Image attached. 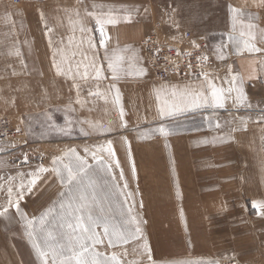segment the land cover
<instances>
[{
	"label": "rangeland",
	"instance_id": "1",
	"mask_svg": "<svg viewBox=\"0 0 264 264\" xmlns=\"http://www.w3.org/2000/svg\"><path fill=\"white\" fill-rule=\"evenodd\" d=\"M39 5L33 0H0V119L6 118L12 126L8 140L0 141V211L8 207L9 188L12 189L11 198L15 199L21 182L27 185L38 177L32 192L26 193L20 201L29 218L39 217L52 206L59 211L61 203L67 205L79 191H84L89 196L94 195L97 203L106 208L111 222L119 223L123 219L121 213H126L128 207L123 193L132 192L137 201L133 214L138 213L139 218L146 221L140 225L141 239L112 248L107 245L105 237V243L97 245V250L107 255L115 252L122 264H175L159 262L153 254V235L162 237L163 232L169 229L163 226L165 222L160 223L159 218L161 214L162 218H169L170 213L158 210V202H166L170 190L177 192L183 186L180 185L183 180L179 178L185 174H239L241 188H252L257 195L263 192L264 122L255 121V124L244 126L249 128L251 125L250 130H242L241 127V137L257 139L255 145L187 148L185 140L189 145L191 135L206 128L207 118L202 113L161 118L158 108L141 88L144 82L137 80L135 74H125L132 71L129 66H122L124 71L116 81L112 80L111 71L99 59L95 63L104 68L101 80H95L92 72H89L87 81L81 80L79 75L72 80L57 74L56 68L50 66L45 68L44 74L39 68H31V74H27V64L35 62L41 67L42 62L50 63L37 56L31 41L43 21L40 13L45 9ZM156 24L162 25L153 20L151 30L144 37ZM161 28L170 34L164 26ZM260 31L263 33V27ZM183 32L188 31L180 33ZM192 35L196 40L206 42L205 38ZM16 52L20 55H15ZM72 57L78 62L77 52ZM62 68L66 70L68 67ZM71 68L75 70L76 67ZM145 79L151 84H163L154 78L152 72ZM113 83L115 88L110 89ZM77 84L80 85L79 92ZM115 89H119V103L115 99ZM90 91L102 95L91 96ZM121 107L123 117L120 116ZM249 119L253 123V118ZM121 120L127 127L121 124ZM161 123L172 130L168 137L154 131ZM258 129L260 134L256 133ZM108 140L112 141L115 156L120 161L119 168L106 151L99 152V146L107 147ZM86 148L97 151L98 156L103 155L105 162L112 165L119 189L102 168L96 167L90 152L85 153ZM70 149H75L93 166L79 185L61 183L60 176L51 171L52 161L57 158H62L64 164L75 160L69 153ZM132 162L135 176L132 174ZM41 168L48 171L40 172ZM121 169L123 178L119 176ZM200 177L205 180L204 175ZM124 180L128 182L127 189L123 188ZM61 192L66 194L61 197ZM259 214L256 212L254 215ZM261 215L262 218L256 217L255 227L264 230V214ZM49 227L56 235V243L67 240V235H64L67 229L59 228L55 221ZM30 230L14 208H9L5 218H0V264H40L28 237ZM35 231L39 235L34 238L43 240L44 235L38 225ZM97 232H103L102 226L97 228ZM261 237L264 241V235ZM145 244L148 245L147 250ZM234 259L241 264H264Z\"/></svg>",
	"mask_w": 264,
	"mask_h": 264
},
{
	"label": "crops",
	"instance_id": "2",
	"mask_svg": "<svg viewBox=\"0 0 264 264\" xmlns=\"http://www.w3.org/2000/svg\"><path fill=\"white\" fill-rule=\"evenodd\" d=\"M33 1L45 10L39 32L33 33L31 37L32 46L40 59L50 63L42 62L41 67L36 66L35 62L27 64V74H31V68H39L44 74L49 66L54 67L52 52L56 53V63L61 64V67H76L77 63L83 67L93 59H99L107 66V57L115 60L118 55L124 57L122 66H129L132 50L139 57L136 67H144L150 74L143 40L151 30L153 20L158 21L170 34L188 31L205 38L213 54L214 70L207 81L189 84H151L146 81V75H135L137 80L144 82L141 88L154 106H163L162 100L170 99L169 94L173 89L182 91L188 86L193 91H204L210 95L209 81L227 89L230 86L228 82L233 77L237 78L231 84L233 91L225 93L224 108L206 107L183 114L197 116L202 113L208 122L206 128L191 135L189 145L185 140V147L256 144L257 139L243 138L240 131L241 127L242 130H250L251 125H248L249 128L244 127L247 124L264 122L260 120L264 111V51L250 52L244 47L250 31L257 37L253 41L256 47L264 49V40L260 38L262 27L264 33L262 0ZM233 8L240 10L235 27ZM76 11H79V16L75 14ZM130 12L131 21L128 22L124 17ZM87 13L95 15L88 16ZM109 16L119 18L120 22L104 25L107 37L105 47L100 44V29L96 19H107ZM248 23H252L254 28L249 30ZM81 26L88 31L81 32ZM48 29L52 31L49 33ZM69 40L72 42L69 43ZM89 41L95 45L94 48L89 46ZM75 52L78 62L72 57ZM221 53L224 58H221ZM89 72H92L90 68ZM237 86L242 87L246 94L243 105L235 99ZM154 89L163 92L161 100L156 99ZM249 118H253V123L249 122ZM221 136L223 140L219 139ZM201 175H204L205 180L201 179ZM208 175L185 174L179 178L183 180L180 183L183 186L177 192L175 189L170 190L166 202H158V210H167L170 217L162 218L163 214L160 215V223L165 222L163 226L169 229L163 232L162 237L160 234L153 235L154 256L159 262L175 264H208L228 258L264 262V241L261 237L264 230L255 227L256 217L262 218L261 214H264V206H253L264 205V191L257 195L252 188H241L239 174ZM254 212L261 214L254 215Z\"/></svg>",
	"mask_w": 264,
	"mask_h": 264
},
{
	"label": "snow or ice",
	"instance_id": "3",
	"mask_svg": "<svg viewBox=\"0 0 264 264\" xmlns=\"http://www.w3.org/2000/svg\"><path fill=\"white\" fill-rule=\"evenodd\" d=\"M264 2V0H262ZM135 11H139L136 9ZM234 13V27L236 16L240 14V10L233 8ZM77 16L80 15L79 11L75 13ZM41 18H44L43 12L40 13ZM88 16L95 15L94 13H87ZM128 22L131 21V12L129 15L124 17ZM120 22V19L114 16H109L107 19H101L97 17L96 24L100 29V44L106 47V34L104 32V25L111 24L116 25ZM47 27V25H45ZM247 28L249 30L254 28L252 23H248ZM49 33L52 31L48 29ZM81 32L88 31L85 27H80ZM243 35V33H242ZM256 36L252 35L249 31V39L244 41V47L250 52H260L264 49L256 47L253 41L256 40ZM260 38L264 40V33H260ZM231 40V37H229ZM72 41L69 40V43ZM49 43L51 44V38H49ZM90 47H95L89 41ZM151 51V49H149ZM15 55L19 56L20 53L16 52ZM221 58H224L221 53ZM107 69L112 73V80L116 81L120 78V73L124 71L122 67V62L124 60L123 56H116L115 60L112 57H107ZM138 54L135 50H132L131 56L129 58V67L132 71L125 72L126 75H147V69L144 67H136L138 62ZM206 59V58H205ZM63 62V61H62ZM53 65L56 68L57 74L68 76L69 79L75 80L77 75H79L81 80L87 81L89 79V68H91L92 73H94L95 80L103 79L102 73L104 71L103 66L95 63V60L83 65V71H81L80 63H77L75 70L68 67L66 70L61 67V64L56 63V53L53 54ZM191 67V65H189ZM207 79V77H206ZM236 77L230 80L229 87L223 89L217 87L211 81L208 82V88L210 89V95H206L204 91H193L190 87L186 86L184 90L177 91L173 89L171 91L170 99L162 100V105H158V113L161 118L170 117L174 118L177 115H183L186 111H195L202 108H224L225 93H231L233 88L231 84L236 81ZM77 92H79L80 85H76ZM115 88V84L110 85V89ZM116 91V102L120 101L119 89ZM236 101L243 105L246 101V94L243 88L237 86L236 89ZM156 94V99L161 100L163 92L158 89H154ZM91 96L102 95L99 92H89ZM80 103V101H77ZM251 107V105H248ZM124 112L121 107L120 116L123 117ZM51 119V118H49ZM260 120L264 121V111L260 115ZM121 124L127 127L126 122L121 120ZM217 128L220 127L219 124L216 125ZM101 129L103 126H100ZM19 132L20 129H17ZM104 131H107L104 129ZM155 132L168 137L171 135L172 130L161 123L155 130ZM87 134V133H85ZM223 140L224 137H219ZM125 142L126 138H125ZM207 143V141H206ZM130 148V145H129ZM107 152L108 156L115 159V166L119 168L120 161L115 156V150L112 146V141H107V147L101 145L99 146V152ZM93 160L96 161V167L102 168L109 177L112 178L114 185L119 189V185L116 184V176L112 171V165L105 162L103 155L97 154V151H90L85 149V153H89ZM69 153L75 157V160L71 164H64L62 158H57L52 161L53 168L52 172L57 173L61 178V183H67L71 185H79L82 183L84 175H87L88 169L93 167L88 164L85 157L79 156L75 149H70ZM61 168L63 171H61ZM40 172H46L48 169L41 168ZM66 172V175H64ZM132 174L135 176L136 170L134 162H132ZM119 176L123 178V169L120 170ZM38 182V177L33 178L29 181L27 185L23 182L20 183V190L17 192L16 198L12 199V189H8V207H5L3 211H0V218H5V214L9 211V208H14L15 212L19 214L21 220L26 222L27 228L31 229L28 231V237L31 239V247L35 250L36 257L39 259L40 264H122V261L117 256L115 252L110 255L97 250V245L104 244V238H107V245L116 248L118 245H123L128 243L130 240H140L142 236V228L140 225L146 223L139 218V214H133V208L136 206L137 201L134 199V194L132 192H124L125 203L128 204L126 213H121L123 219L119 223H113L110 221L109 214L105 207L99 205L96 201L94 195L89 196L88 193L84 191H79L78 195L72 197L67 205L61 203L59 205V211L56 210L55 206L48 207L43 211L39 217L29 218L28 214L21 208L20 201L24 199L26 193H31L32 189L36 186ZM123 188H128L127 180L123 182ZM72 189L70 188L69 191ZM66 193L61 192L60 196L63 197ZM75 201V202H73ZM142 202L140 207H142ZM254 207L264 206L253 204ZM53 221L56 222L57 226L61 229H67V240L64 243H56V235L54 231L49 227ZM39 226L40 233L44 235L43 240L36 239L38 233H36L35 228ZM103 228V232H97V228ZM63 238V236L61 237ZM145 250L148 249V245H144ZM151 260V257H149ZM204 264V262H201ZM208 264H220L219 261H210Z\"/></svg>",
	"mask_w": 264,
	"mask_h": 264
},
{
	"label": "built area",
	"instance_id": "4",
	"mask_svg": "<svg viewBox=\"0 0 264 264\" xmlns=\"http://www.w3.org/2000/svg\"><path fill=\"white\" fill-rule=\"evenodd\" d=\"M161 26L156 24L143 40L146 59L154 78L167 84L207 81L214 70L213 54L207 43L196 40L190 32L167 34ZM11 131L10 121L1 118L0 141H7ZM221 264L241 263L233 258L223 260Z\"/></svg>",
	"mask_w": 264,
	"mask_h": 264
}]
</instances>
